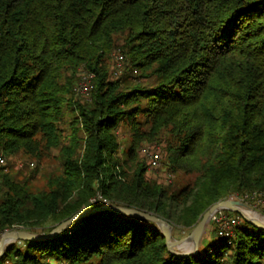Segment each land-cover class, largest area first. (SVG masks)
<instances>
[{
    "label": "trees",
    "instance_id": "1",
    "mask_svg": "<svg viewBox=\"0 0 264 264\" xmlns=\"http://www.w3.org/2000/svg\"><path fill=\"white\" fill-rule=\"evenodd\" d=\"M155 143L171 181L148 175ZM55 149L46 188L0 172V230L51 232L99 195L191 229L216 202L264 190V0H0V150ZM231 239L215 226L178 255L159 223L107 209L14 242L0 264H264L263 228L242 217Z\"/></svg>",
    "mask_w": 264,
    "mask_h": 264
},
{
    "label": "water",
    "instance_id": "2",
    "mask_svg": "<svg viewBox=\"0 0 264 264\" xmlns=\"http://www.w3.org/2000/svg\"><path fill=\"white\" fill-rule=\"evenodd\" d=\"M116 210L121 213L132 214L140 218H148L156 223H159L163 229L166 236V241L170 252L187 256L188 254L196 253L199 250L200 243H201V236L207 227V223L210 221L212 215L218 209H230L236 212H239L243 217H245L248 221L252 224H255L258 227L264 229V213L260 209H256L250 203L246 201H241L238 199H233L229 197L228 199H224L221 201L216 202L213 206H211L201 217V220L195 225L192 234L187 237L188 240L193 241V246L191 249L187 251H178L176 249V242L172 241L173 230L175 228L174 224L171 223L169 220L165 219L164 217L160 216L159 214H155L149 211L140 210L135 207H123L117 205H111L109 203L99 204V206H85L80 211L76 212L71 216V218L66 219L59 223L57 227H55L51 232H43L38 233L30 230H25L23 228H14L13 230L6 231L3 235L0 243V258L4 256L8 246L7 244L10 241L14 240H43L47 238H51L56 236L62 229L69 226L73 221L78 218L84 217L86 214L98 212L100 210ZM252 212L256 219L250 217L247 213ZM184 239V241H187Z\"/></svg>",
    "mask_w": 264,
    "mask_h": 264
},
{
    "label": "built area",
    "instance_id": "3",
    "mask_svg": "<svg viewBox=\"0 0 264 264\" xmlns=\"http://www.w3.org/2000/svg\"><path fill=\"white\" fill-rule=\"evenodd\" d=\"M114 55L116 57L117 67L121 69L124 63L125 55H123L120 49H118L114 53ZM94 76H95L94 72L89 71L86 68H83V70H81L80 81L77 84L78 86L76 87L77 92L80 94L82 93L89 94L93 88L92 80ZM142 152L147 157L148 165L150 169H156L161 166L162 155H161L160 146H156V145L145 146L142 148ZM29 164L31 166H36L35 161H29ZM8 169H9V159L7 158V155L0 150V172L8 171ZM172 177H173V173L171 172L167 173L168 181H171ZM0 185H1V175H0ZM231 198L238 199L241 201H246L256 209H260L264 213V190H257L249 193H244L243 195L233 194L231 195ZM98 199H101L103 203H109V200L102 197V195H99ZM92 200L98 201L96 200V198H92ZM242 217L243 216L239 212H236L234 210L218 209L212 215L210 221H212V223L216 225L218 235L226 239L228 242H230L232 241L231 238L234 237L236 234V229L240 225ZM9 230H13V229L0 230V243L5 232ZM14 242H17L18 244H23V240H14V241H10L7 244V246L9 247L10 245L14 244Z\"/></svg>",
    "mask_w": 264,
    "mask_h": 264
},
{
    "label": "rangeland",
    "instance_id": "4",
    "mask_svg": "<svg viewBox=\"0 0 264 264\" xmlns=\"http://www.w3.org/2000/svg\"><path fill=\"white\" fill-rule=\"evenodd\" d=\"M83 68H86L88 70V68L85 67L84 65L81 66V70H83ZM81 70L80 69L78 70L79 71V81H80V76H81ZM80 95L81 96L84 95L85 97H87V99H90L91 92L89 94L82 93ZM68 116L71 117L72 114ZM123 134L124 132L121 131L120 137H122ZM149 145L160 146L159 143H155V144H145L144 147L149 146ZM57 152L58 150L55 149L53 151L52 156L44 158L41 161H39L38 159L34 157H31L29 154H23V153L14 154L10 159L8 158L10 162L8 171L11 175H13L16 179L20 180L22 183L27 182L28 187L34 190H41L42 188H46V182H47L48 175L54 173L55 170L57 171L60 167L59 159L55 156ZM29 161H35L36 166H31L29 164ZM167 172H168L167 168L164 165L163 161L159 168L150 169L148 166V175L150 178L155 179V180L164 179L165 175L167 176ZM215 226L216 225H214L212 221H209L207 223V227L205 231L203 232L201 239H200L201 240L200 246L212 241V238L215 236ZM193 229L194 228L184 229L182 227L174 228L171 240L176 242L175 246L178 251H187L192 248L193 241L188 240L187 237H189L192 234ZM184 239H187V241H184Z\"/></svg>",
    "mask_w": 264,
    "mask_h": 264
},
{
    "label": "bare ground",
    "instance_id": "5",
    "mask_svg": "<svg viewBox=\"0 0 264 264\" xmlns=\"http://www.w3.org/2000/svg\"><path fill=\"white\" fill-rule=\"evenodd\" d=\"M247 214H248L250 217L256 219V216H255L252 212H248Z\"/></svg>",
    "mask_w": 264,
    "mask_h": 264
}]
</instances>
